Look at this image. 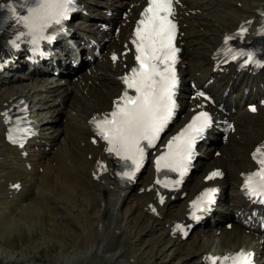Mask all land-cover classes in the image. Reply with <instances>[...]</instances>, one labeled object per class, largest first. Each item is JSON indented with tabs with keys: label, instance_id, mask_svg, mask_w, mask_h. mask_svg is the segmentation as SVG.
<instances>
[{
	"label": "bare ground",
	"instance_id": "1",
	"mask_svg": "<svg viewBox=\"0 0 264 264\" xmlns=\"http://www.w3.org/2000/svg\"><path fill=\"white\" fill-rule=\"evenodd\" d=\"M95 1L102 5L95 9L96 15L103 16L108 0ZM182 1L183 79L198 73L196 79L203 83L216 76L209 85L212 91L219 95L227 89L228 93L236 91V111L231 114L236 128L226 143L210 142L206 146L205 157L198 161L197 171L191 174L185 185L187 197L169 200L159 208L156 216L149 213L148 207L152 199L146 190L151 184L150 169H145L136 185L127 188H118L111 176H101L98 181L92 178L101 148L89 142L87 119L92 112L109 107L112 97L120 89L116 75L120 73L121 65H112L107 59H101L90 73L78 71L80 73L73 74L65 84L58 83L60 79L53 81V76L16 75L6 78L0 85V111L11 105L15 95H20L41 106L42 113L48 114L50 137L46 141L50 147L45 149L39 144L37 152L29 153L27 157L4 142L0 115V203L8 210L3 221L13 227L22 222L28 226L45 225L46 236L53 229H58L61 250L48 264L69 261L71 264H162L157 255L164 249L178 256L176 264H203L202 256L209 249L224 251L250 246L255 234L245 233L234 213L241 207L239 191L237 193L238 175L249 167L248 153L264 134V106H260L256 114L245 110L247 101L258 95V91H252L258 81L264 82V72L251 77L230 70L217 77L211 71L210 56L223 32L232 31L246 18H260L264 0ZM96 23L93 21L89 28L95 30ZM127 31L128 27L122 24L118 40H125ZM111 47L121 48L118 41L107 45L106 49ZM246 89L249 90L245 94ZM225 101L228 102L227 97ZM186 102L192 106L195 100L188 103L186 99ZM216 149L221 152L219 156H214ZM30 157L34 158L33 162H30ZM213 166L222 167L226 172L225 177L218 181L223 186L220 205L225 210L186 240H179L171 233L174 222L183 217L189 194L194 187L205 185L202 176ZM16 181L21 183L19 191L9 188ZM59 208L61 212L57 210ZM122 209L127 210L128 215H122ZM12 215L18 217L13 218ZM229 215L234 223L231 229H225L222 219ZM72 224L77 229H72ZM77 231L78 238L73 239ZM142 233L145 234L143 238L140 236ZM149 240H152V247H147L145 252L151 256L143 263L133 250L138 246L141 249ZM261 251L264 253V245Z\"/></svg>",
	"mask_w": 264,
	"mask_h": 264
},
{
	"label": "snow or ice",
	"instance_id": "2",
	"mask_svg": "<svg viewBox=\"0 0 264 264\" xmlns=\"http://www.w3.org/2000/svg\"><path fill=\"white\" fill-rule=\"evenodd\" d=\"M7 7L16 24L22 25L26 30L11 41V46L18 49L20 47L18 41L22 37H30L29 42L33 45V51L38 52L42 40L51 41L54 38L46 34L47 30L52 26L62 25L75 10V0H31V6L27 7V15H18L17 9L11 4ZM173 15V0H147V7L141 13L142 18L137 23L135 39L132 41L135 45V60L138 67L132 68L129 75L122 77L127 87L123 95L115 101V108L110 116L93 121L97 134L108 144L106 151L131 162V170L122 173L123 177L129 179L143 164L146 149L155 145L173 116L177 85L175 64L178 52L174 44L176 24L171 18ZM240 34H243V30ZM228 39L230 37L225 38L226 43ZM245 55L247 58L243 66L248 64L261 66L253 52L233 53L231 58L235 60L238 56ZM112 59L115 61L117 57L113 55ZM127 89H133L135 95H129ZM198 95L203 96L204 93L200 92ZM251 110L256 109L253 107ZM210 122L206 112L194 116L178 135L168 141L167 152L155 161L157 171L168 168L178 172L182 177L192 159L196 139ZM9 139L15 142V137ZM257 154L262 157L257 160L260 167L246 178L245 188L249 196L256 197L259 202L264 203L262 199L264 151L258 148L253 154L254 159ZM219 175L221 173L215 171L208 178ZM215 191L216 189L207 190L198 201L193 202L194 216L195 210L212 203ZM250 258V253L242 251L233 258V264H250Z\"/></svg>",
	"mask_w": 264,
	"mask_h": 264
},
{
	"label": "rangeland",
	"instance_id": "3",
	"mask_svg": "<svg viewBox=\"0 0 264 264\" xmlns=\"http://www.w3.org/2000/svg\"><path fill=\"white\" fill-rule=\"evenodd\" d=\"M237 5H239V3H237ZM228 16H231V14L230 15L228 14ZM215 143L218 144V142H215ZM72 182L73 180L71 181V183ZM0 209H1L0 218H2V221H3L4 214H6L8 210L7 208L5 209V207H3V204H1ZM57 210L61 212L60 208ZM63 211L64 210H62V213H64ZM10 212L8 214H10ZM121 213L124 216L128 215V212L127 210L125 211V209H122ZM12 216L13 218L18 217L14 215ZM2 221L0 220V264H20V263L21 264H48V263H52L53 261L52 258L56 257L59 254L61 248H60V242L58 241H60L61 239V234L59 233L60 231L58 229H53L51 234L46 236L45 225L36 224L34 226H28L26 225V223L22 222L17 227L16 226L13 227L11 225L10 226L5 225V222L4 221L2 222ZM75 227H76L75 224H72L71 228L74 229ZM68 229L70 230V228ZM78 234H79V231H77V234L74 236L73 239H77ZM144 235L145 234L142 233L140 236L143 238ZM66 241L69 243L68 239ZM150 243H152V240H149V242L146 243L145 246L141 247V249H140V246H138L137 248H134L133 250V253H136L137 256L140 257L139 258L140 261L143 263L147 262L149 255L151 256V254H147L145 252L147 247L148 248L152 247V244ZM166 250L164 249V252H159L160 255L159 254L157 255L158 257L160 256L162 264H176V262H178V259H179L178 256L173 257L170 254L172 252L169 250L167 251H169L170 253L165 252ZM139 254L141 256H139ZM62 264H71V262L70 261L66 263L63 262Z\"/></svg>",
	"mask_w": 264,
	"mask_h": 264
}]
</instances>
